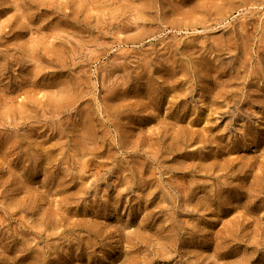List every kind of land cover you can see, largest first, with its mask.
Here are the masks:
<instances>
[{
	"label": "rangeland",
	"instance_id": "374dc122",
	"mask_svg": "<svg viewBox=\"0 0 264 264\" xmlns=\"http://www.w3.org/2000/svg\"><path fill=\"white\" fill-rule=\"evenodd\" d=\"M0 264H264V0H0Z\"/></svg>",
	"mask_w": 264,
	"mask_h": 264
}]
</instances>
